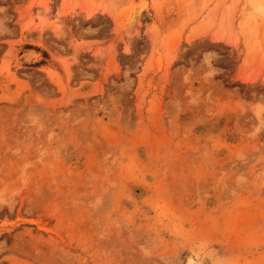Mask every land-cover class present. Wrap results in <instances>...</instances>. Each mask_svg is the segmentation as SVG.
<instances>
[{
  "label": "rangeland",
  "instance_id": "rangeland-1",
  "mask_svg": "<svg viewBox=\"0 0 264 264\" xmlns=\"http://www.w3.org/2000/svg\"><path fill=\"white\" fill-rule=\"evenodd\" d=\"M0 264H264V0H0Z\"/></svg>",
  "mask_w": 264,
  "mask_h": 264
},
{
  "label": "bare ground",
  "instance_id": "bare-ground-1",
  "mask_svg": "<svg viewBox=\"0 0 264 264\" xmlns=\"http://www.w3.org/2000/svg\"><path fill=\"white\" fill-rule=\"evenodd\" d=\"M35 56H36V53H35V51H29V53H28V60H33V59H35Z\"/></svg>",
  "mask_w": 264,
  "mask_h": 264
}]
</instances>
